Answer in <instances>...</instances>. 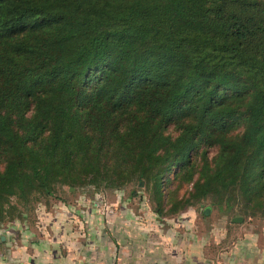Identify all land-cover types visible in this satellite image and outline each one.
<instances>
[{
    "label": "trees",
    "instance_id": "obj_1",
    "mask_svg": "<svg viewBox=\"0 0 264 264\" xmlns=\"http://www.w3.org/2000/svg\"><path fill=\"white\" fill-rule=\"evenodd\" d=\"M135 180L264 213V0H0V227Z\"/></svg>",
    "mask_w": 264,
    "mask_h": 264
},
{
    "label": "crops",
    "instance_id": "obj_2",
    "mask_svg": "<svg viewBox=\"0 0 264 264\" xmlns=\"http://www.w3.org/2000/svg\"><path fill=\"white\" fill-rule=\"evenodd\" d=\"M183 216L153 226L146 216L141 225L136 213L72 212L64 224L54 214L51 227L58 232L63 224L64 243L54 235L56 243L18 245L12 252L19 259L0 264H264V239L227 227L226 217L216 229L196 225V214Z\"/></svg>",
    "mask_w": 264,
    "mask_h": 264
},
{
    "label": "rangeland",
    "instance_id": "obj_3",
    "mask_svg": "<svg viewBox=\"0 0 264 264\" xmlns=\"http://www.w3.org/2000/svg\"><path fill=\"white\" fill-rule=\"evenodd\" d=\"M214 152L215 150H210V156ZM174 174L175 172H171V177ZM191 186L192 183L173 179L164 184L165 196L168 195L170 189H176L178 196L183 195L188 192ZM157 207L152 184L144 180H135L123 188L98 187L92 184L77 187L67 184L60 185L53 195L43 196L34 202L30 208L23 209L22 215L6 221L0 227V260L14 259L17 261L19 258L13 256L12 251L17 249L18 245L56 243L57 241L53 238L54 235L59 236V241L64 243L65 228L63 224L65 223V215L82 211L136 213L139 215L137 218H140L141 225H143V219L146 216L151 217L153 226L154 224H161V222H168L167 218L176 214L184 215L183 217L196 214L194 221L196 225L202 226V223H206L205 227L216 229L226 226L224 222L226 217L227 227L231 229L242 228L248 231L249 236L255 235L259 239H264V213L261 211L256 214H236L242 215L243 220L232 222L231 218L235 216L236 212H240V206L237 205L234 209L225 208V206L220 207L210 198L196 201L177 212L168 210L170 203H165L163 214L156 211ZM54 214H62L61 223L63 224L59 225L60 230L58 232H55L51 227Z\"/></svg>",
    "mask_w": 264,
    "mask_h": 264
},
{
    "label": "water",
    "instance_id": "obj_4",
    "mask_svg": "<svg viewBox=\"0 0 264 264\" xmlns=\"http://www.w3.org/2000/svg\"><path fill=\"white\" fill-rule=\"evenodd\" d=\"M233 221H242L243 220V216L242 215H235L232 217Z\"/></svg>",
    "mask_w": 264,
    "mask_h": 264
}]
</instances>
